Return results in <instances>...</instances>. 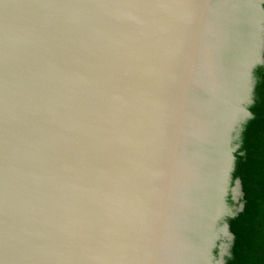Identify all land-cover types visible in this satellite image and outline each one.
<instances>
[{
    "label": "water",
    "instance_id": "1",
    "mask_svg": "<svg viewBox=\"0 0 264 264\" xmlns=\"http://www.w3.org/2000/svg\"><path fill=\"white\" fill-rule=\"evenodd\" d=\"M264 168V0H0V264H236Z\"/></svg>",
    "mask_w": 264,
    "mask_h": 264
},
{
    "label": "trees",
    "instance_id": "2",
    "mask_svg": "<svg viewBox=\"0 0 264 264\" xmlns=\"http://www.w3.org/2000/svg\"><path fill=\"white\" fill-rule=\"evenodd\" d=\"M236 264H264V168L249 246Z\"/></svg>",
    "mask_w": 264,
    "mask_h": 264
}]
</instances>
